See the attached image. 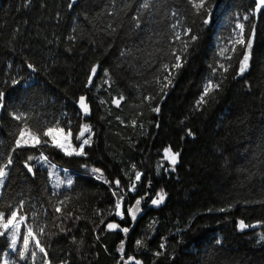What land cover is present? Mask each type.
<instances>
[{
	"label": "trees",
	"instance_id": "obj_1",
	"mask_svg": "<svg viewBox=\"0 0 264 264\" xmlns=\"http://www.w3.org/2000/svg\"><path fill=\"white\" fill-rule=\"evenodd\" d=\"M207 5L212 16L205 25L207 13L197 15L189 0H0V91L9 100L0 122V166L7 165L0 211L35 213L51 264H122V255L143 264H264V11L256 23L254 0ZM247 14L245 39L256 23L253 49L238 75L244 48L219 56L215 42L217 36L226 41L232 23ZM220 15L229 22L221 24ZM173 53L182 57L179 69L171 67ZM207 80L220 87L198 103ZM81 95L91 108L86 117L76 107ZM121 96L119 106L112 103ZM20 112L41 134L57 120L65 129L71 121L75 147L80 125H90L86 155L67 157L44 145L16 148L25 122L10 113ZM167 146L180 153L173 170L163 159ZM42 153L49 165L73 174L71 186L51 190L48 171L37 163ZM137 171L142 179L131 192ZM145 192L131 230H108L112 220L131 225L129 216L115 217L116 199L123 196L127 209ZM159 192L164 202L148 205ZM239 220L255 227L240 230ZM121 240L124 254L117 251ZM7 245L0 237V256ZM43 261L44 254L37 264Z\"/></svg>",
	"mask_w": 264,
	"mask_h": 264
},
{
	"label": "snow or ice",
	"instance_id": "obj_2",
	"mask_svg": "<svg viewBox=\"0 0 264 264\" xmlns=\"http://www.w3.org/2000/svg\"><path fill=\"white\" fill-rule=\"evenodd\" d=\"M189 3L193 9H195L197 15H202L204 12L207 13V18L203 20V23L205 25L210 24L211 22V16H212V9L208 7L207 0H189ZM74 5L69 4L68 7L72 8ZM143 8L147 9L149 7V4L146 2L142 5ZM264 11V0H255V7L253 9V14L261 13ZM244 20H248V15H245L243 17ZM137 24L139 26V21H137ZM235 29H238L239 31L236 32V39L234 42L230 41L232 43V50L236 51V45H239L244 48L243 58L239 61V69L237 74L241 75L243 74L249 67V60H250V50L253 46V39L252 36L249 35L247 39H245V25L243 23L237 22L235 25ZM235 31V30H234ZM191 32V29H188L183 33L184 35H189ZM252 33L254 35L255 33V25H252ZM179 39V36L176 37ZM191 41L195 42L197 41L198 37L196 35L191 36ZM188 44L185 43L184 45V51H187ZM175 55V53H173ZM176 63L172 65V68L179 69L182 66V57L180 55H175ZM221 68H224L223 65H220ZM28 68L35 71L32 64H28ZM163 68L165 70L169 69L168 65H164ZM98 65L94 64L92 65L90 69V75L88 76V82H93V77L97 73ZM228 69L224 68V71L226 72ZM215 71V69H213ZM105 74H107V70H105ZM165 80L167 83H165L164 87L166 88L168 84L170 83V80H168L167 77H165ZM19 81L13 79L12 85H17ZM220 87L219 84L213 85L212 81L209 80L208 83L204 87V91L201 95V99L198 103L205 102V97L210 94L211 91L216 90ZM5 97L6 93L4 91H0V108H3L5 106ZM124 97L121 96L119 99H113L112 103L119 106L120 101L123 100ZM145 99H150V97H145ZM78 106L81 113H83L84 116H88L90 114V106L87 102V97L84 95H81L78 99ZM154 112H159L160 108L156 107L152 109ZM10 115L13 116L15 120L18 121H24L25 127L21 128L19 130V136L17 137L15 141L16 148H21L24 146H30V147H37V146H48L55 149L60 150L65 156L67 157H73V156H84L85 153V146L90 145L92 143L91 135H89L87 138L85 137V133H92V128L90 125L87 124H81L80 125V131L79 133L74 137L75 141L79 143L78 147H75L73 144V133L71 130V121H69V126L67 128V131L64 127H61V121L57 120L55 121L54 126L47 127L43 130L42 134L39 130L32 131L27 124V121L30 119V117L27 116L26 113L20 112L19 114L16 113H10ZM119 119V118H118ZM135 124V121H133ZM188 135H192V132L189 131ZM164 153V159L169 161L171 164L175 165L177 163V158L180 155L179 153H176L172 150L171 147H165L163 149ZM29 160H32L33 157L29 156ZM41 159L43 161H47V156H44L43 153L41 154ZM12 158L11 155H9V159L7 161V164H12ZM7 165L0 166V185L4 183V178L7 176L6 172ZM25 167L27 168L28 172H33V169L30 165L25 164ZM133 168H135V165H133ZM93 173H100L101 169L95 168L92 170ZM53 175L52 172H49V176L51 177ZM142 173L137 171L135 173V181H140L142 179ZM107 182V181H106ZM73 181L71 179L67 180V184L71 186ZM115 185L117 188L120 186V180L117 179L115 181ZM56 187H59V183H57ZM136 189V183L133 182L129 188V191H135ZM112 195L115 197L117 196V193L113 191ZM145 196H148V192H145ZM144 198L141 197L140 199H137L135 202V205L132 207H128L127 209H122V204L124 201L123 196H119L116 199L115 202V216L120 217L122 220L124 219L125 215L131 217L132 220H135L137 218V213L141 211L140 205ZM165 194L163 192H159L156 194V198H151V204L154 206H159L164 202ZM64 202H61L63 204ZM24 206V202L21 201L18 205V209H22ZM8 211H10V215L8 214ZM223 211V209L221 210ZM55 212L61 213L62 207L57 206L55 207ZM71 216V213L68 214ZM26 217L19 214L18 210H11L8 209L6 211H0V237H7L8 241V247L13 249V251L19 252L20 259L26 258V253L29 252V246L30 242L35 243V247L39 249V252L44 254V261L43 264H51V262L48 259V253L46 252L45 248L41 245L40 240L38 239L37 232H34L32 227H29L25 224ZM103 223V221H102ZM257 223H260L259 221ZM21 225H24L26 228V231L23 233V246L19 249H17V239L21 235ZM248 227H255V225H248L245 223L244 220H239L237 222V228L240 230H243ZM107 228L109 230H119L123 233H128L129 228L123 227L121 228L120 224L117 223H108ZM63 231V229H61ZM44 229H39V234H43ZM261 241H264V235H261L260 237ZM217 244L220 243L219 240L216 241ZM135 244L138 248L144 246V242L142 240H136ZM160 248H164V244H160ZM118 252L121 254L125 253V245L124 241L121 240L120 245L117 249ZM36 251L31 252V256L33 258V261H35L36 258ZM156 256H160V252L155 253ZM122 264H143V262L140 259H137L135 256H127V258H124V255L121 256ZM4 264H9L7 260L4 261Z\"/></svg>",
	"mask_w": 264,
	"mask_h": 264
},
{
	"label": "rangeland",
	"instance_id": "obj_3",
	"mask_svg": "<svg viewBox=\"0 0 264 264\" xmlns=\"http://www.w3.org/2000/svg\"><path fill=\"white\" fill-rule=\"evenodd\" d=\"M248 15V14H247ZM226 15H220L219 18L221 20V24H225L226 22H229L230 17H225ZM230 16V15H229ZM245 15L242 16L241 19L235 20V22H233L232 24V28L230 29V31L227 33L226 35V41L220 39L219 36H217V41L215 42L216 47L218 48V55L222 56L224 54H229L231 53L232 50V43H230V41L234 42L236 37V32H238V29H235V25L237 22L243 23L244 17ZM237 17V16H236ZM255 25V24H254ZM235 30V31H234ZM252 32V31H251ZM251 34V33H250ZM222 40V41H221ZM209 80H207L206 82H204V87L205 85L208 83ZM8 98L5 97V105L8 102ZM79 113V112H78ZM67 131V129H65ZM89 135L85 136V138H87ZM37 163L39 165L40 168L42 169H46L48 172V185L51 186V190L54 192L57 188L59 187H68L69 185L67 184V180L68 179H73V174L63 170V169H59V168H55L54 166L49 165L47 162L43 161L41 159V157L37 158ZM160 166H162V164H160ZM91 171L93 169H95L96 167L92 166V167H88ZM49 172H52L53 175L50 177L49 176ZM95 174H99V173H95ZM133 182H135L137 184V181H135V177L133 179ZM132 182V183H133ZM57 183H59V187H56ZM131 183V184H132ZM130 184V186H131ZM2 185H0L1 188ZM129 186V188H130ZM128 188V189H129ZM152 198H156V195H153ZM146 203H148V205L150 206H154L151 204V199H149ZM143 205V204H142ZM156 207V206H154ZM140 208L142 209V206H140ZM20 214V213H19ZM26 217V215L24 214H20ZM120 218V217H119ZM25 224L29 227H32L34 232H37L38 235V239L40 238L39 234V229L42 228L41 224H40V220L36 219L35 213H30L29 218H26L25 220ZM26 231V228L24 225H21V235L18 237L17 239V249L21 248L23 246V233ZM7 240V237H4ZM8 242V241H7ZM32 251H36L37 255L35 258V261H33V258L31 256V252ZM15 254H19L18 251H13V249L7 247V249L5 251H3V254L0 256V264H4V261L7 260L9 262V264H18V262L16 261L15 258ZM127 258V257H126ZM43 259V253L39 252V249H37L35 247V243L34 242H30V246H29V252L26 253V258L22 259V261H26L27 264H37L40 260Z\"/></svg>",
	"mask_w": 264,
	"mask_h": 264
},
{
	"label": "water",
	"instance_id": "obj_4",
	"mask_svg": "<svg viewBox=\"0 0 264 264\" xmlns=\"http://www.w3.org/2000/svg\"><path fill=\"white\" fill-rule=\"evenodd\" d=\"M254 1H255V0H254ZM259 16H260V13H257V14L254 15V19H255V22H256V23H257V20H258ZM256 23H255V26H256ZM250 35L252 36V39L254 40V35H253L252 32H251ZM252 49H253V46H252V48H251V50H250V59H251ZM243 53H244V51H243ZM242 58H243V54H242L240 60H241ZM249 64H250V60H249ZM238 69H239V65H238ZM87 102H88V101H87ZM88 104H89V103H88ZM76 106H77L78 111L80 112V110H79V106H78V100H77V102H76ZM3 110H4V107H3V108H0V122H1L2 115H3ZM90 111H91V110H90ZM80 114H81L82 117H86V116L83 115V113L80 112ZM167 147H170V146H167ZM164 148H165V147H164ZM164 148H163V149H164ZM163 149H162V154H163V159H164ZM176 153H179V152H176ZM179 154H180V153H179ZM164 161L169 165V168H170L171 170H173V169H174V166L177 165L178 162H179V156H178V158H177V163H176L175 165L171 164L169 161H167V160H165V159H164ZM31 174H33V172H31ZM143 198L146 199V196L144 195ZM135 202H136V201H135ZM135 202H134V204H133L132 206L135 205ZM139 214H140V212L137 213V218H136L135 220H132V219H131V220H132V223H131V225H130L129 227H127V228H129V231H130L131 228L134 226L136 220L138 219ZM109 223H117V224H119L117 221H114V220L110 221ZM120 226H121V225H120ZM121 228H123V227L121 226ZM111 231H119V230H111ZM122 233H123V232H122Z\"/></svg>",
	"mask_w": 264,
	"mask_h": 264
}]
</instances>
